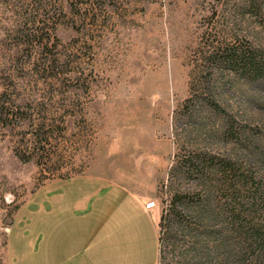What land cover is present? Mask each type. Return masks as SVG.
I'll list each match as a JSON object with an SVG mask.
<instances>
[{"label": "rangeland", "instance_id": "374dc122", "mask_svg": "<svg viewBox=\"0 0 264 264\" xmlns=\"http://www.w3.org/2000/svg\"><path fill=\"white\" fill-rule=\"evenodd\" d=\"M245 2L0 0V264H30L16 216L76 174L155 199L158 264H191L190 237L165 220L196 185L178 156L238 149L206 101L264 121V100L213 55L264 35Z\"/></svg>", "mask_w": 264, "mask_h": 264}, {"label": "trees", "instance_id": "16d2710c", "mask_svg": "<svg viewBox=\"0 0 264 264\" xmlns=\"http://www.w3.org/2000/svg\"><path fill=\"white\" fill-rule=\"evenodd\" d=\"M245 6L264 31V0H246ZM261 38L256 31L243 44L213 54L245 82L254 100H264ZM206 102L212 111L223 112L221 132L238 149L178 156V168L196 185L173 195L165 220L190 237L191 264H264V121L254 123L245 106L242 115H233L216 98Z\"/></svg>", "mask_w": 264, "mask_h": 264}, {"label": "crops", "instance_id": "0c3cea01", "mask_svg": "<svg viewBox=\"0 0 264 264\" xmlns=\"http://www.w3.org/2000/svg\"><path fill=\"white\" fill-rule=\"evenodd\" d=\"M149 200L99 175L58 178L21 207L31 216L18 213L17 230L30 236V264H158V213L145 207Z\"/></svg>", "mask_w": 264, "mask_h": 264}, {"label": "built area", "instance_id": "2783aa9c", "mask_svg": "<svg viewBox=\"0 0 264 264\" xmlns=\"http://www.w3.org/2000/svg\"><path fill=\"white\" fill-rule=\"evenodd\" d=\"M145 207L150 209V208H154L157 207V201L155 199H150L146 204Z\"/></svg>", "mask_w": 264, "mask_h": 264}]
</instances>
